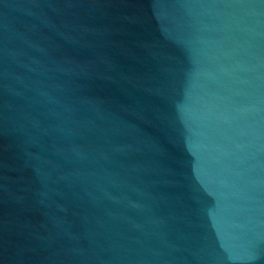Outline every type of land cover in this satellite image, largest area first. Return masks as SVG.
<instances>
[{"label":"water","instance_id":"95a60500","mask_svg":"<svg viewBox=\"0 0 264 264\" xmlns=\"http://www.w3.org/2000/svg\"><path fill=\"white\" fill-rule=\"evenodd\" d=\"M0 264H264V0H0Z\"/></svg>","mask_w":264,"mask_h":264}]
</instances>
